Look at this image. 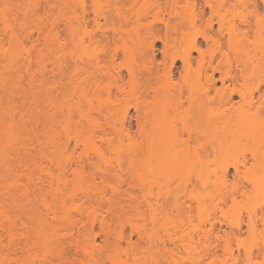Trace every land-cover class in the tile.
<instances>
[{"label":"rangeland","instance_id":"obj_1","mask_svg":"<svg viewBox=\"0 0 264 264\" xmlns=\"http://www.w3.org/2000/svg\"><path fill=\"white\" fill-rule=\"evenodd\" d=\"M60 1L25 0L24 2V0H18V3H38L37 13L39 16L37 14L35 16L33 12L29 13L32 10L30 6L26 9L28 11L26 13L30 16L27 15L29 18L25 17L28 20L25 24L32 25L29 27L31 29L34 27L36 30L35 24L39 26L42 24L41 21L45 20L46 14L44 13L51 17H59L58 19H60L61 13L71 15L72 11H75L77 15L84 14L88 29L95 35L94 38L97 41L95 46L100 59L99 69L90 64L89 57L94 54L95 46L89 44L86 35H83L86 51L81 54L77 41L75 44L68 40V29L63 23L64 20L60 19L56 23L50 17V21L57 25L54 28H57L56 32H59L61 42L49 45L44 41L43 32L40 35L34 29L33 33L30 31L26 36L23 34L26 33L25 30L20 29L22 32L18 30L21 32H19L21 42L30 50L31 57L28 61H23L27 55H25V51H19L20 59L24 57L21 63L18 62L17 65H13V68L11 67L12 69L6 70L0 65V74L6 75L13 81L9 87V99L17 110L20 106H24L26 110L28 109L27 111L31 110L35 115L41 117L38 109L53 111V103L55 100L57 101L54 128L56 135H59L63 140L64 126L68 124L64 123L66 121V96L71 93L74 81L81 85L77 90L84 87L90 94L91 102L88 105L83 102L82 107L85 111L90 112L92 120L104 123V115H108L110 121L115 124L123 122L122 125L124 124L131 137L138 141L144 140L145 149L136 155H130L126 149L128 145L126 137L123 138V147L116 154L107 150L103 141L96 139L105 152L106 162L114 165L117 172L116 165L119 161L118 167L122 166L125 170V173H120L123 170L118 171L122 174V180L119 181L120 186L122 185L126 189L131 183L134 188H127L135 190L137 194L144 193L146 196L144 198H147L146 200L150 203V206H147L144 199L139 198V206L136 208L137 204H134L130 208L123 203L127 201L129 204V198H123L124 201L119 200L120 204L122 202L129 208L124 209V213L117 209L119 214L113 210L110 215L106 214L109 205L103 203V213L107 215L109 222L113 227H119L116 229L122 228L121 230H123L124 238L120 241L121 247L126 248L129 240L132 244L137 245L135 256L130 259V264H264V183L260 178L264 167V143L258 140L259 137L256 138V142L251 139L252 136L244 137L249 133L241 130L242 127L222 126L220 123L223 121L222 118L218 121L214 116L208 118L199 116L198 112L203 113L202 115L208 112L220 113L222 108H218L216 104L207 105L200 100L199 103L195 98L190 102L185 98L188 95L187 88L191 86L190 84L196 83V81L204 82V70L208 65L207 61L210 55H214L212 60L214 67L221 61L220 56L223 51L228 53L233 78L222 81L220 72L207 67L208 74L214 75L216 85L219 87L222 82L225 84L234 82L237 85L245 82L250 86L259 84L261 90L255 91L254 95L257 97L258 93H264V0H177V8L183 15L181 18L180 12V17H178L181 18L182 23L180 24L183 25L179 26L178 22L181 21L170 18L173 26L176 25V31H170L163 22L156 20L161 17L167 19L173 0H64L69 3L66 5L63 4L65 2ZM186 1L190 4L187 7ZM2 2L3 0H0V3ZM94 2L97 4L94 5ZM61 3L62 5H60ZM209 3L218 5L216 8H212ZM82 4L84 9H82ZM95 6L107 16L106 20L101 18L100 29L96 28L92 22ZM216 9H218L217 12L214 11ZM14 11L12 13H15L17 9ZM40 15H45V17L43 16L44 20L40 18L39 22L37 17H42ZM218 15L225 16V26L232 27V31L237 35L236 39L228 41L227 33L219 28ZM183 17L188 20L191 17L194 18L196 26L189 28L187 19L184 21ZM25 18L22 20L25 21ZM136 19H140L141 23L135 22ZM48 22L49 20L45 22L47 23L46 27L49 25ZM27 25L25 26L29 29ZM181 28L184 30L185 36L181 35ZM119 30L123 31V41L119 39ZM206 31L218 41H206L202 37ZM136 33L140 37L144 36L145 41L152 43L151 51L150 49L146 51L141 40L139 43L136 42L135 46L132 44L137 41ZM186 34L191 38L194 37L201 52H204L205 59L201 71H197L200 57L196 51L192 50V69L187 77L184 76L182 61L179 57L180 52L186 49L184 46L188 39ZM166 35L170 36L169 46L165 45L162 39ZM0 37H2L4 46L8 47L9 39L2 33H0ZM124 44L135 50L133 59L124 54L122 48ZM69 50L73 56L69 54ZM39 51L41 52L39 57L45 64L43 71L40 70L39 59L37 62ZM77 56L78 59H76ZM58 59L62 62L61 68L58 67ZM240 61L246 64L244 78L239 70L242 67L238 65ZM26 65L27 67H25ZM132 66L137 74L135 80L129 71ZM25 68H31L35 80L37 79L36 86L33 88L28 85L29 75L27 72L29 71H26ZM45 89H49V96ZM40 91L46 93L42 95ZM179 92H182L181 100L178 99ZM0 93L3 91L0 90ZM97 97H99L100 103H98ZM238 99V96L234 97V105H238L236 103ZM76 100L77 95H72L69 102L73 105ZM176 103L178 104L177 108ZM162 105L169 106L167 111L175 130L174 134L165 142L171 146L170 153L166 160H163L168 163L157 169L153 160L149 158L154 152L150 142L154 132H159L153 127L156 115L162 109ZM78 122L77 113L72 111L70 127H74ZM25 124L27 128L31 125L29 120H25ZM32 125L37 136L41 137L45 131L42 119L36 123L33 120ZM82 127L84 130H90L93 125L82 121ZM28 133L27 130H19L17 135L19 139H23ZM217 139L226 145L224 150L215 149ZM154 143H156V138ZM34 144L36 148H32V155L39 158V146ZM68 146L69 153L76 160L80 150H73L72 141ZM26 157L28 156L20 150L18 157L12 154L8 158V162H14L19 158L26 160ZM229 158L228 162L231 163L223 177L221 167ZM233 160L238 161V173H235L232 166L236 163ZM95 161L96 159L91 154L89 160H84L83 170L91 183L102 185L100 174L95 170L93 164ZM130 161L135 168L130 169L133 166L132 163V166L130 165ZM72 166L74 167L75 163H72ZM126 169L129 171L128 174ZM133 169L138 174L131 171ZM141 172L145 179L143 192L139 191V187L143 185H138L137 176ZM255 175L256 189L252 188L250 182L254 180ZM123 176L125 177L124 181ZM112 177L110 179L108 177L107 181L115 182ZM134 183L136 186L133 185ZM242 185L247 187L246 193L241 195L239 192L232 199L229 196L231 189L234 186L240 189ZM135 192L134 194H136ZM137 194L136 197H138ZM12 211V221L15 223L13 222L11 227L13 231H16L15 241L19 246L22 243L25 245V240L17 232L26 231L25 226L30 229L29 217L20 213L18 205ZM125 211H128L130 216L132 215V219L134 218L133 220L139 225V232L132 230L129 224H126L128 222L125 221ZM47 219L51 221L49 218ZM236 220L241 221L240 230L235 229L232 225ZM7 223L4 221L5 225L9 224ZM81 229L83 230V228ZM210 229L212 233H210ZM0 235L4 238L7 235L1 226ZM75 236H77L76 229L73 237L58 236L56 257L55 255L51 257L53 259H51V264H90L87 262L88 260L86 261L87 258L81 249H78V245L76 246ZM93 237L96 244L100 243L99 245H102L101 243H104L105 239L109 240L100 231L98 223L94 225ZM109 237L110 239L115 238L113 235ZM218 237L222 241L220 238L218 240ZM109 241L111 242V240ZM17 244L14 248L15 252L22 256ZM21 247L23 246L21 245ZM121 255L124 257L123 254ZM14 261L16 262V259ZM106 263L109 264L108 261Z\"/></svg>","mask_w":264,"mask_h":264},{"label":"bare ground","instance_id":"obj_2","mask_svg":"<svg viewBox=\"0 0 264 264\" xmlns=\"http://www.w3.org/2000/svg\"><path fill=\"white\" fill-rule=\"evenodd\" d=\"M24 2L18 3V0H3V2L0 3V33L4 34V36L7 37L10 42L9 46L5 47L4 43H2V37H0V65L5 70L8 68L10 69L11 67L13 68V65H17L18 62L21 63L22 59L24 58L22 57L20 59L21 51H25V55H27L26 58L23 59V61H28V59H30L31 57V52L29 53L30 50L27 49L26 46L23 45L24 43L21 42L19 32L21 30H25L27 34L25 32L23 34H25L26 36L30 31L33 33L32 30H34L35 28L32 27L31 29L29 26L32 25L29 24L28 26V23L25 24L26 22H28L25 17L29 18L30 16L29 14H27L28 11L26 9L31 6L32 10L29 9V13L33 12L35 16L36 14L37 16H39L37 13L38 3L36 4V2H30V4L27 2V4ZM60 2H65L63 3L65 5L68 3V1L64 0H61ZM96 4L97 3L94 2V5ZM211 4L210 6L212 8H216V6L218 5ZM60 5H62V3ZM189 5V2L186 1V7ZM12 7L15 9H13ZM177 7L178 1L173 0V2L170 4V10L168 12L167 19L162 17L156 19L163 22L170 31H176L177 29L176 25L173 26L174 24L170 22V18H175L181 21L180 19L183 16L181 10ZM11 9H13V11H16L17 9V11H14L15 13H12L13 11H11ZM82 9H84L83 4ZM217 10L218 9L214 11L217 12ZM72 13L73 14L71 15L61 13L60 19L64 20L63 23L68 29V40L72 43H75L77 41V44L80 46L81 54H83L86 51L83 35H86V37L89 39V44L91 46H95L97 41L94 38L95 35L92 34L91 30L88 29L86 16L84 14H82L81 16L77 15L75 11H72ZM44 14H46V17L45 15H43L45 18L42 15H40L42 17H37L39 22L41 21L40 18H42V20H45L41 21L42 24L39 26L35 24V26H37V30L35 29V32L40 35L43 32V36H45L44 41H46L47 44H58L59 42H61V38L59 32H56L57 28H54L56 24L54 25V22H51L50 19L52 18L56 21V23H58L60 19H58L59 17H51V15H47V13ZM92 14V22H94L93 24H95L96 28L100 29L101 18H104L106 20L107 16L100 12L96 8V6L94 7ZM179 14L181 18H179ZM23 16L26 19L25 21H23ZM183 18L184 21L185 19H187V26L189 25V28H193L196 26L194 18L191 17L189 18V20L188 18ZM218 18L220 26L219 28L227 33L228 41L231 42L232 40L236 39L237 35L234 34V31H232V27L225 26V16L218 15ZM46 19L49 20L48 23L50 26L47 25L46 27ZM135 22H137L138 24L141 23L140 19H136ZM178 23L180 24L182 23V21ZM25 25H27L30 30ZM182 25L180 24L179 26ZM208 26L211 25L208 24ZM18 30L20 31L18 32ZM119 32V39L123 41V31L119 30ZM183 32L184 30H182L181 28L180 33L182 36H185V33ZM169 37L170 36L166 35L162 38L164 44H167V46L170 45ZM202 37L206 41H218L207 31L203 33ZM186 38H188L186 41L187 44L184 45L186 49L179 54V57L182 61L185 77L188 76L190 70L192 69V50L196 51L200 57L197 71H201L205 60L204 52H201L200 47L195 42L194 37L191 38L188 34H186ZM136 39L137 41L132 43L134 46L137 44L136 42L139 43V41L141 40V42L145 45L144 47L146 51L147 49H150V51L152 50V43L145 41L146 38L144 39V36L140 37L136 33ZM35 42H37V40ZM96 48L97 47L95 46V48L93 49L94 54L89 58L90 64H93L94 68L99 69L100 59ZM122 48L124 54H126L131 59L134 58V53L136 52H134L135 50L131 46L124 44ZM39 53L41 52L39 51L37 54V62L39 59L38 63H40V70L43 71V69H45V64L42 63L43 60L40 59L41 57H39ZM69 54L73 56L71 50H69ZM220 57L221 61L219 62V64L213 67L212 60L214 58V55L211 54L207 61V67L212 68V70L214 71L220 72L222 81L228 78H230L231 80V78H233V73L229 63L228 53L223 51L221 52ZM78 58L79 57L77 56L76 59ZM61 64L62 62L59 60L58 67L61 68ZM238 65H240V67L242 66L241 68H239V70L243 77V73H245L246 71V64L240 61V64ZM25 67H27V65ZM207 67L204 70V82L196 81V83L190 84L191 86L189 85L190 87L187 88L188 95L185 96V98H187L190 102L194 101L195 98L197 102H199L200 100L207 105L216 104L218 108H222L220 110V113L208 112L207 114L202 115L203 113L198 112V114H200L199 116L201 118L214 116L218 121L220 118H222L223 121H220L222 126L230 127V125H232L233 127H242L241 130L249 133L247 135H244V137L248 138L252 136L251 139L254 142H256V138L259 137L258 140L264 143V93H258L257 97L256 95H254L255 91L259 92L261 90V86L259 84L250 86L245 82H243L242 84L238 83V85L234 82L231 84H225L224 82H222L221 86L218 87L216 85L214 75L208 74ZM30 69H26V71L28 70L30 72H27V74L29 75L27 82L29 83L28 85L33 88L36 86L37 79L35 80V76L33 75L34 73H32ZM129 69L132 78L135 80L137 76V74L135 73V69L133 68V66ZM40 70L39 72H41ZM12 83L13 81L10 78L6 77V75L0 74V90L3 91V93H0V226L2 230L7 233L5 238L0 235V264H51L50 262L53 260L51 257H53L57 252L56 244L58 236L62 235L64 237H73L75 229L77 230V236H75L74 242L76 243V246L78 245V249H81V252L84 253L85 257L87 258L86 261L88 260L87 262H90V264H107V261L109 262V264H130V259H133L135 256L137 245L132 244L129 240L126 248L124 247L123 249L121 247L122 244L120 243L122 238H124V233L122 234L123 230H121L122 228L116 229L119 227H113L112 223L109 222L107 215H110L113 210H115V212H117L118 214V210L124 213V209L127 210V208L129 207H133L134 204H137L135 205L137 208L139 206L138 204H140L138 201L139 198L144 199V202L147 206H150V203H148L149 201L146 200L147 198H144L146 197L144 193L137 194L135 190L133 191L132 189H128L133 187L130 182V184L128 185H130L131 187L127 186L128 188L126 187L125 189V187H123L122 185L120 186V182L122 180V174L120 173H125V170L122 168V166V169L119 168L120 166L118 167L120 163L119 161L117 162L116 166L118 171L123 170L122 172L119 171L120 173L118 171L116 172V167L114 165L108 164L106 162L105 152L103 148L97 143L96 139H99L101 142L103 141L106 144V149L116 154V152H118L123 147V138L126 137V140L128 142L126 149L130 153V155H136L138 152H142V150L145 149V146L143 144L144 140L138 141L136 138L131 137L126 131L124 124L122 125L123 122L119 124L116 122L115 124V122L110 121V117L108 115H104V123L92 120L90 117V112L85 111V109L82 107L83 102H85L87 105L91 102L90 94L84 87L77 90L81 85L76 81L73 82L71 93L66 96V121L64 123L68 124L64 126L63 140L59 137V135H56L54 128V123L56 121L55 109L58 107L57 105H55L57 101L55 100L52 106L53 108L51 107L52 109H54L53 111H50L51 109H38V113L41 114V117L35 115L31 110L27 111L28 109L26 110L24 106H20L17 110L11 104V99H9V87ZM43 85L46 86L45 84ZM45 91H40V94L44 95L46 93L49 96V89H45ZM181 93L182 92H179L178 95L179 100H181L183 97ZM2 95H5V97H2ZM72 95H77V100L73 105L69 102L70 96ZM235 96L239 97V101L236 100V103L238 104H235L236 106L234 105ZM97 101L98 103H100L99 97H97ZM175 106L177 108L178 104L176 103ZM161 108L162 109L156 115V122L153 127L154 130H159V132H154L153 134L150 146L152 147V150L154 152L149 156L150 160H153L154 166L157 169H160L162 166L167 165L168 163L166 161L164 162L163 160H166V157L170 153L171 146L169 143L165 142L174 134L175 130L174 126L172 125V119L168 115L167 110L169 106L162 105ZM72 111L77 113L79 122L71 128L70 120L72 119ZM40 119H42L43 123L45 124V131L41 135V137H38L35 128H33L32 122L34 120V122L36 123ZM25 120H29L32 126L30 125V127L27 128V125H24ZM82 121L89 122L91 125H93V128L90 130L82 129ZM19 130H27L29 131V133L26 134L23 139H19V136L17 135V132H19ZM143 135L144 134L142 132V137ZM155 138L156 143H154ZM33 140L35 141L33 142ZM71 141L73 142V150H80L78 152L76 160H74L72 154L68 151V145ZM34 143L39 146V158H36L32 155V148H36L34 147ZM218 148L222 151L226 148V145L223 142L218 141L217 139L215 143V149ZM20 150L28 156L26 157V160H22L19 158L14 162L9 163L8 158H10L12 154H15L16 157H18V153ZM91 154L96 159L93 164L95 170L100 174L102 185L91 183L89 178L85 176L82 164L85 159H90ZM253 157L255 158L254 155ZM228 161H230V158L221 167L223 177L228 171V165L231 163ZM233 161L236 163L232 164V166L235 170V173H238V161ZM72 163H75L74 167L72 166ZM131 163L132 161H130V165ZM112 167L113 169H111ZM133 167L134 165L130 167V169H132ZM142 168L144 169V166H142ZM262 169V177L260 178L261 182L264 183V167ZM131 171L137 173L135 169ZM127 172L129 171L126 169V173ZM139 175H137L139 179L138 185H143L142 187H139V191L143 192V182L145 180L143 172L139 173ZM112 176L114 177L115 182L107 181ZM124 176L123 181L125 178ZM108 177L109 179H107ZM250 182L252 183V188L256 189V175L254 177V180ZM133 185L136 186V183H134ZM121 187L124 189H122ZM246 191L247 187L245 185H242L240 189L234 186L231 189L229 196L234 199L237 193L240 192V194L242 195L245 194ZM134 192L138 197H136V194H134ZM127 197L129 198V204L127 201L125 202L123 200V198L126 199ZM120 199L124 201L123 203L127 204L129 207H126L122 202L121 205L119 201ZM103 203H107L109 205V209H107L108 212L106 213L107 215H104L103 213ZM17 205L19 206L20 213L28 216L31 223L30 229L28 228V226H25L26 231L19 233L17 232V234L22 236V238L25 240V245L24 243H20L23 247H21V245L19 246V244L16 243V231H13V228L11 227L14 222L12 221V210ZM128 211H125V221L128 222L126 224H129V227L132 230L139 232V225L135 222V220H133L134 218L132 219V215L130 216ZM47 218H49V220L51 221H48ZM4 221H6V223L8 222L9 224L7 223L8 225H5ZM240 222L241 221L238 220H236L234 223L232 222V225L235 229L240 230ZM95 223H98L100 225V231L104 235H106L107 239L109 238L111 242L109 240L108 242L105 239V242L101 243L102 245H99L100 243L96 244V241L93 237ZM80 227L83 228V230ZM210 228L212 229V225ZM210 233H212V231ZM112 235L115 237V241L114 239H110L109 236ZM219 238L220 237H218V240L221 239ZM220 241H222V239ZM16 244L19 246L22 256H20L21 254L17 255L18 253L15 252L14 248L16 247ZM121 254H123L124 257H122ZM12 259H16V262L14 260L12 261Z\"/></svg>","mask_w":264,"mask_h":264}]
</instances>
